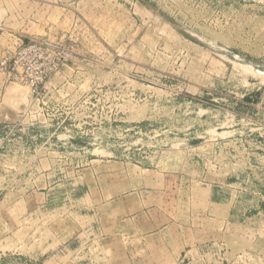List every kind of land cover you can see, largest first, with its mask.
<instances>
[{"label": "rangeland", "instance_id": "1", "mask_svg": "<svg viewBox=\"0 0 264 264\" xmlns=\"http://www.w3.org/2000/svg\"><path fill=\"white\" fill-rule=\"evenodd\" d=\"M0 264H264V0H0Z\"/></svg>", "mask_w": 264, "mask_h": 264}, {"label": "crops", "instance_id": "2", "mask_svg": "<svg viewBox=\"0 0 264 264\" xmlns=\"http://www.w3.org/2000/svg\"><path fill=\"white\" fill-rule=\"evenodd\" d=\"M214 191L215 187L209 190L210 195L203 203L199 200L198 206L199 208L201 207L199 213L196 215L188 213V219H169L168 217V219H161L159 215L153 217L150 211L146 212V221L143 216L141 225H136L138 228H141V233L138 234L140 240L139 252L141 254L150 252L149 250L143 249V244L148 240L158 241L159 239L163 246L170 245L169 240L170 238L172 240L173 233L181 243L178 255L175 257L176 261L184 259L189 253L200 250L203 244L207 242V239L211 238L213 233L219 229H214V226L222 228L227 224L229 218V214L224 208L226 207V203L218 201L217 198L213 197L215 196ZM190 208V211H192L193 205ZM195 208L198 209L197 206ZM222 210L226 213L223 214V212H220ZM155 214H160V212L156 211ZM150 216L151 218H149ZM190 222H192V225H190ZM120 252L130 253L132 251L123 250ZM157 252H160V250H157Z\"/></svg>", "mask_w": 264, "mask_h": 264}]
</instances>
